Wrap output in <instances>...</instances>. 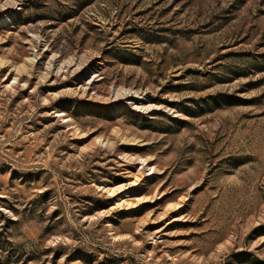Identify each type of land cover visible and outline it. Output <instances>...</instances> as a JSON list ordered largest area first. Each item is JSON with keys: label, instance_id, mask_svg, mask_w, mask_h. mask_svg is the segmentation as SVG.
<instances>
[{"label": "rangeland", "instance_id": "obj_1", "mask_svg": "<svg viewBox=\"0 0 264 264\" xmlns=\"http://www.w3.org/2000/svg\"><path fill=\"white\" fill-rule=\"evenodd\" d=\"M0 264H264V0H0Z\"/></svg>", "mask_w": 264, "mask_h": 264}, {"label": "bare ground", "instance_id": "obj_2", "mask_svg": "<svg viewBox=\"0 0 264 264\" xmlns=\"http://www.w3.org/2000/svg\"><path fill=\"white\" fill-rule=\"evenodd\" d=\"M37 42V41H36ZM36 42L32 43V44H29V50L31 51V54H32V58H34L37 62L39 63H44L45 66L47 67V70H54L55 72H62V69H67L69 68V64H66L65 62L63 63H60L58 62V60H56L54 58V56L52 57H49L47 55V51L45 48H42L40 47V45H38ZM65 71V70H64ZM86 72V71H85ZM93 72V71H92ZM92 72H87V75L86 77L88 78L86 80V83L84 85H77L75 86L74 88H72V92L75 96H83V97H86L88 99H91V98H94L92 97L93 93L90 91L91 90V84L93 83L94 79H95V75L92 73ZM97 73V72H96ZM95 73V74H96ZM98 77V76H97ZM99 78V77H98ZM97 80V79H96ZM127 95H129L127 93ZM137 96V95H136ZM127 97H130L133 101L135 100V97L134 95H129ZM128 100V99H127ZM139 100V99H137ZM131 101V100H130ZM129 101V102H130ZM132 102V101H131ZM136 103V102H135ZM128 104V103H127ZM132 104V103H130ZM138 105V104H137ZM140 105V104H139ZM133 108H135L136 111H147L146 108H143V106L141 108L136 107L134 105H132ZM131 108V107H130ZM139 109V110H138ZM156 109V108H154ZM153 109V110H154ZM163 109V108H161ZM160 109V110H161ZM133 110V109H132ZM158 110V109H157ZM149 111V110H148ZM152 112V110H151ZM165 112V111H164ZM167 113V112H166ZM152 114V113H151ZM154 114V113H153ZM152 114V115H153ZM150 115V114H149ZM147 116V115H146ZM150 117V116H149Z\"/></svg>", "mask_w": 264, "mask_h": 264}]
</instances>
